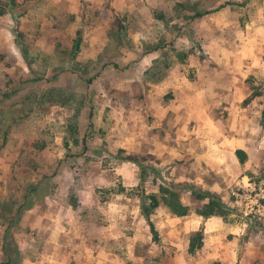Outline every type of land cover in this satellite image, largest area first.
<instances>
[{
  "label": "rangeland",
  "instance_id": "374dc122",
  "mask_svg": "<svg viewBox=\"0 0 264 264\" xmlns=\"http://www.w3.org/2000/svg\"><path fill=\"white\" fill-rule=\"evenodd\" d=\"M227 2L196 20L178 7ZM145 45L166 49L164 74L147 75L162 50ZM52 90L63 104L41 101ZM263 111L264 0H15L0 11V264H264V218L232 194L264 185ZM162 185L190 213L160 207L156 243L141 195ZM193 189L229 211L203 217L190 254L208 203Z\"/></svg>",
  "mask_w": 264,
  "mask_h": 264
},
{
  "label": "trees",
  "instance_id": "16d2710c",
  "mask_svg": "<svg viewBox=\"0 0 264 264\" xmlns=\"http://www.w3.org/2000/svg\"><path fill=\"white\" fill-rule=\"evenodd\" d=\"M221 1V0H218ZM15 3V0H10L7 5L0 0V11L2 14H5L7 11V8L10 6H13ZM195 4V3H194ZM193 3H179L178 7H180L181 10L189 11L192 15L189 17L190 20H196V19H202L205 16H208L213 13H217L221 11L222 9L226 8L227 6L232 5V3L227 2L215 9H201L196 7V4L194 5ZM121 27V33L126 31V26L120 25ZM78 39L76 40L74 49L72 51V58L75 59L77 56V53L80 50L81 46V32L78 33ZM145 53H151L157 50H162L161 57L155 61L154 67H152L151 70L147 72V75H150L152 77L157 76L163 72L165 73L166 70H168L171 67V62L172 59L167 53L166 49L163 47V45H145ZM24 56L26 60L28 61V64L31 65L33 58H31L30 53L27 48L23 49ZM180 57L184 60L186 58V54L180 55ZM106 66V65H104ZM118 67V65H115ZM100 71L97 72L94 75H91L86 79L87 85L90 87L96 80V78L99 76ZM161 78V77H160ZM57 93V90H52L50 92L44 93L40 95L41 101H47V102H54L58 104H63L60 101H57L55 99V94ZM92 110V109H90ZM93 118V111H91L89 115L90 122L92 121ZM262 124L264 126V111L262 115ZM84 146L87 147L88 141L87 137L84 136L83 139ZM237 155L240 158V161L244 163L246 161L247 155L246 152L243 150H238ZM147 172L145 169H143V174L145 175ZM142 215L145 217L147 220L151 232L153 234L154 241L156 243H159L161 240L160 233L157 230L155 223L152 220V217L156 214V211L160 207H165L169 210L170 213H172L174 216L177 217H186L190 213V208L186 206L182 200H181V194L179 191L174 189L173 187L170 186H164L162 185L160 187V192L159 193H153V194H142ZM193 196L197 200H208V203H206L203 207L202 210L198 212V214L202 217L208 218L211 216H222L226 217L228 215V207L226 204L222 201V199L211 193V192H205V191H199L193 189ZM14 220V217H11L8 219L7 222H12ZM204 237H205V231L204 229H201L198 232H195L192 234L191 238V243H190V254H195L197 251L201 250L204 246ZM164 255V254H162ZM7 263L3 264H11V259L10 257H7Z\"/></svg>",
  "mask_w": 264,
  "mask_h": 264
},
{
  "label": "built area",
  "instance_id": "2783aa9c",
  "mask_svg": "<svg viewBox=\"0 0 264 264\" xmlns=\"http://www.w3.org/2000/svg\"><path fill=\"white\" fill-rule=\"evenodd\" d=\"M242 189L233 191V196L236 199L234 206L243 208V212L250 216H259L264 218V185L247 182ZM244 206L246 208L244 209Z\"/></svg>",
  "mask_w": 264,
  "mask_h": 264
},
{
  "label": "crops",
  "instance_id": "0c3cea01",
  "mask_svg": "<svg viewBox=\"0 0 264 264\" xmlns=\"http://www.w3.org/2000/svg\"><path fill=\"white\" fill-rule=\"evenodd\" d=\"M195 221L198 222L199 225H201L203 222H205V224H206V231H205L206 237H209V235H210L209 232H211V230H212L211 225L213 224V222L210 220H208V222H206V220L203 217H197V219ZM189 224L192 225V223H189ZM195 227H196V224H195ZM195 230H197V229L195 228ZM188 232H189V230H188Z\"/></svg>",
  "mask_w": 264,
  "mask_h": 264
}]
</instances>
